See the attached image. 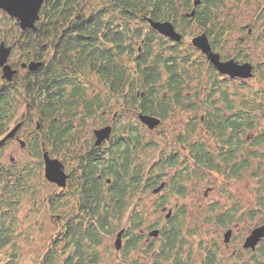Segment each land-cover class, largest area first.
Returning <instances> with one entry per match:
<instances>
[{"label": "trees", "instance_id": "1", "mask_svg": "<svg viewBox=\"0 0 264 264\" xmlns=\"http://www.w3.org/2000/svg\"><path fill=\"white\" fill-rule=\"evenodd\" d=\"M62 1L44 0L39 27L36 24L38 36L33 37V31H29V47L32 42L40 46L42 63L34 78L26 79V91H23L24 85L15 87L12 92L5 86L0 87V137L17 110V96L23 95L24 100L29 101V117L36 114L39 120V133L27 140V147L34 156L40 157V166L42 145L51 156L80 158L83 182L76 184L87 226L85 229L78 226L84 222L79 215H76V224L68 219L51 240L42 263L57 264L59 254L60 264H95L103 236L115 229L114 221L118 223L127 216L131 199L139 190L140 194L146 190L151 192L163 170L159 167L146 172L142 162L133 161L140 147L143 149L153 143L147 137V129L133 116L134 119L118 128L123 135H114L115 142L109 147L106 170L111 181L100 182L96 174L104 164L103 152L93 145L88 148L77 142L83 134L81 130L90 117L111 104L123 107L129 114L134 110L165 118L170 111L179 108L173 106V101L192 99L194 95H186L189 84L199 83L204 76L213 88H218V83L222 82L204 57L195 56L191 44L181 47V42L163 41L154 32L143 34L144 20L149 17L170 20L183 35L188 34L185 30L188 25L195 23L210 37L213 48L227 40L231 24L223 13L226 0H201L196 6L193 0H99L88 16L78 0ZM192 8L194 15L189 17ZM72 11L78 14V20ZM69 18L68 27L59 31ZM62 21L65 23L61 24ZM7 28L13 30L8 23L0 22V38L8 35ZM155 40L158 44L154 48ZM236 42V58L251 60L245 38ZM137 44H143L140 51ZM124 55L129 57L123 59ZM253 72L259 76V82H264V58L254 61ZM97 84L108 86L109 97ZM89 89H96L92 96L88 95ZM253 91V103L248 112L238 110L232 116L235 115L233 121L238 123L246 118L248 127L259 132L255 140H262L264 87ZM112 97L114 101L110 103ZM209 113L206 115L211 118ZM189 125V129H194V122ZM32 177L33 169L29 164L18 168L0 162V179L7 181L0 182V264H17V249L11 252L3 249L13 241L14 220L25 194L34 202L40 204L41 201L49 212L56 209L57 195L51 193L40 200ZM39 178L37 173L35 179ZM41 179L46 180L43 176ZM146 210L138 203L131 209L128 216L133 227L142 223ZM2 256L6 257L5 261Z\"/></svg>", "mask_w": 264, "mask_h": 264}, {"label": "flooded vegetation", "instance_id": "2", "mask_svg": "<svg viewBox=\"0 0 264 264\" xmlns=\"http://www.w3.org/2000/svg\"><path fill=\"white\" fill-rule=\"evenodd\" d=\"M78 1L87 16L91 13L93 6L96 5L92 0ZM98 1L99 0H97V2ZM238 1L240 0H235L236 3ZM43 2L38 11L39 17L35 21V28L27 27L23 30H21L17 19L0 7V20H6L9 27L13 28V30L7 28L5 31L8 35L0 38V43L4 42V45L10 48L6 63L9 64L12 69L16 70L12 79L7 80L2 76V67L0 66V87L5 86L10 92H12L15 87L22 85H24V87H22L25 92L26 79L29 77L34 78V75L40 71L41 64L34 70H30L27 65L32 60L42 63L40 59L42 55V51L39 49L40 46H36L32 42L33 46L31 44L29 47L28 37L30 30L33 31V37L34 35L38 36L36 24L38 26L40 21ZM200 2L198 4H200ZM240 4L252 7L251 13H253V21L256 22L259 20L257 23L264 24L263 0H244L241 1ZM193 5L196 6L194 1ZM72 13L75 14L74 16L76 20H78V14L74 11H72ZM258 16H260L259 19L257 18ZM144 21L143 34L154 32L160 36L163 41L175 42V40L150 26L147 20ZM4 23L5 22L2 21V24ZM63 23L65 22L62 21L61 24ZM69 23H71V18L66 21V26L60 27L59 31L63 32L64 29L68 27ZM174 27L178 32L181 31L175 25ZM198 29L200 30L198 34H206L202 29ZM242 30L243 29L240 28L239 32ZM260 31L261 36L258 40H263L264 28ZM180 33L183 37V32L181 31ZM246 33L244 37L239 36L238 40L242 41L243 38H245L250 46L249 42L253 41L251 37L254 36L253 29L249 27ZM206 36L211 44L210 37L207 34ZM59 37H61V34ZM142 41L143 40H141V42ZM181 41L182 39L178 42ZM157 44L158 42L155 40L153 47L155 48ZM142 45L137 44L136 48L138 51L142 49ZM191 45L195 48L192 43ZM212 49L220 54L221 60L234 58L239 62H251V60H240L236 58V56H226L218 47H212ZM203 56L204 59L211 64L205 54H203ZM262 56L264 58V53ZM122 57L125 59L129 56L124 55ZM24 63L26 65H23ZM251 63L254 64L253 62ZM211 66L215 69L218 79L222 82H225L227 79H248L230 77L227 74L220 73L212 64ZM204 78L206 84L193 82L188 85L189 87L193 85L190 91H186L187 96L194 95L192 99L188 102L184 101V99L176 102L173 101V106L179 108L170 111V114L165 118L150 114L160 118V123L153 129H149L145 124L139 121L137 113L140 111L131 110L133 113L132 117L135 115L134 117L143 124L147 129V137L153 142H149L151 143L149 147H144L143 149L140 147L138 154L134 155L133 161L137 163L142 162L146 172L151 169L156 171L159 167H162L163 174L159 183L151 189V194L148 190L140 194L139 190V193L135 196V200L131 199L132 204L128 213H130L131 209L137 203L142 208H147L145 219L143 216L142 223L137 227H133L127 213V216H125L126 221L124 220L123 222L122 219L118 221V223L114 221L116 226L115 229L112 230L110 234H105L103 236H112L115 233V242L118 232L123 229L119 249H116L114 244L116 259L102 261L100 255L95 264H264V139L255 140V136L259 132L258 130L248 127L246 118H243V121L241 119L238 123L233 121L235 115L232 116V114L236 113L238 110L248 112L247 110L250 109L253 99L248 103L247 100L236 98L237 93H235V89L231 93L232 89L229 90L226 85L221 86V82L218 83V88H213L207 81V76H204L202 79ZM98 88H100L101 92L106 97H109V94H107L108 86L101 84ZM95 90L96 89H89L88 95L92 96ZM197 90L198 93L196 95ZM211 90L215 91L211 93ZM120 95H123V93ZM112 99L113 97L109 99L110 103H113L114 99ZM15 105L17 106V110H19L20 106H24L22 117L14 124L20 123V127L16 131L14 137L7 139L0 145V151L11 141H17L20 144L22 140L21 130L30 126L33 121H35V131L27 132V134H29L28 138L39 133L37 126L40 125L36 114H33V117H29L28 114L29 101L26 99L24 100L23 95L22 97L17 96ZM187 105L189 106L185 107ZM179 111L186 114V116L183 117L184 121L179 126L180 128L173 127L172 129H165L163 123L167 122V120L173 122L177 121L175 120L176 115L173 114ZM108 112H111L110 108L102 109L99 116L104 117L106 114L109 115ZM122 112L126 111H124L123 107H119L117 110L115 109L112 111L110 120H103L104 124L102 126L110 124L112 130L110 137L104 139L100 145H94V133L90 136V140L87 141L86 145L80 142L84 147L87 146L90 148L91 145H93L95 149L98 148L103 152L104 164L96 174L97 180L100 182L108 183L111 181L107 173L108 171L106 170L110 158L109 147L115 142L114 135H123V132L118 130L119 127L114 125V122H116L119 117L122 118L120 115ZM208 112L212 114L211 118L206 115ZM231 119L232 121H228ZM193 122L194 129H189L191 128L189 124ZM12 127H8L0 139ZM158 128L162 129L158 131ZM115 129L118 131H114ZM161 135L164 137L169 136V141L166 140L164 145L167 150L165 152V148H161L159 150L160 154L148 164L149 158L147 152L151 149L158 148L155 138ZM24 141L25 145L23 147H26L27 139H24ZM20 147H22L21 144ZM80 155L82 156L83 153ZM70 158L74 161V164L73 167L69 169L66 168L64 158H59L63 162L64 170L68 175L66 184L60 186L56 183H52L59 189L57 193L55 192L57 195V206L59 204H68V202L64 203L67 200H74L71 205L69 216L65 215V208H63L61 213L55 216L56 221H61L64 215L66 216L60 230L66 225L70 218L73 219L76 224V215L84 218V222L78 225L80 228L85 229L88 223L87 217L84 216L83 205L80 202L81 195L80 193L78 194L79 186L76 184V182H83L82 163L80 158L76 155L68 159ZM10 162H14L12 156L10 157ZM254 172H260L258 177L260 182H257L255 199L253 200V198L246 197L244 192H239L240 194L237 196L235 189L236 182L251 178V174ZM164 175L166 176L165 179H163ZM0 182L7 181L0 179ZM199 183H202V187L198 189ZM243 183L246 187L248 186L247 183L251 184L249 190L251 194V191L253 192L252 182ZM154 189H157V191L154 192ZM163 191L164 194H161ZM189 191L192 195L198 192L201 196L197 200L196 211L190 210V207H187L188 205L184 202L181 204L178 202H175L173 205L170 204L171 196L184 197ZM212 192L216 193V196L210 199V194ZM145 193L148 195L149 199L151 198L152 200L154 199L153 197H159L160 195V197L154 201L152 208L150 204L146 206L144 202L145 197H143V195ZM126 198H129V196ZM240 199H244V202L249 204L243 210L240 209ZM152 210L159 214L164 213L162 224H158L157 221L147 220Z\"/></svg>", "mask_w": 264, "mask_h": 264}, {"label": "rangeland", "instance_id": "3", "mask_svg": "<svg viewBox=\"0 0 264 264\" xmlns=\"http://www.w3.org/2000/svg\"><path fill=\"white\" fill-rule=\"evenodd\" d=\"M94 4H97V0H92ZM194 1V0H193ZM227 1V7L224 9L223 13L226 16V20L228 24H231V30H230V35H227V40L221 43L218 46V49L226 56H235L237 53V50L235 49V42L238 40V37H244L245 34H247V30L249 27L253 29V37L251 39L253 40L252 42L250 41V46L247 43L248 47H250V53H251V62L254 63V61H260L263 59L262 54L264 53V39L263 40H258L261 34V29L264 28V24L262 25L257 20L256 22L253 21V13L252 7L249 6H244L243 4H240V0L237 3L235 0H226ZM264 1V0H263ZM236 3V4H235ZM190 17V15H189ZM4 21L7 23L6 20H0V22ZM147 26V25H146ZM240 28L243 30L239 32ZM180 29V28H179ZM178 29V30H179ZM187 33L184 34L182 37L181 41V47H186L190 45L192 42L193 36H196L200 30L196 26L195 23H191L190 27L188 25L187 27ZM180 31V30H179ZM181 32V31H180ZM237 43V42H236ZM195 56L199 58L204 57L203 54L200 52L199 48L195 46V51H194ZM201 56V57H200ZM254 65V64H253ZM259 76L253 74L251 78L245 79V80H230L227 79L225 82H221V86L226 85L227 88L231 90V93L235 89V93H237L236 98L239 99H244L247 100L248 103L252 101V95H254L255 91L254 89H258L259 87H264V82H259ZM204 79L200 80L199 83L201 84H206ZM100 84H97V87H99ZM193 87L190 86V88ZM91 91V90H90ZM190 91V90H189ZM113 100V99H112ZM112 103V102H111ZM120 107V106H119ZM115 105L111 104V106H107V108L111 109V112H108L109 115H104V117L99 116L101 114V111L97 113L95 117H90L89 121L85 126L83 127L82 135L79 136V141L77 142H83L84 145H86L87 141H89L90 136L93 135L92 130L94 128H98L99 126L101 127L104 122L103 120H110L111 113L117 108ZM24 113V106H20L19 110H17L12 117L10 118V121L8 123V127H12L19 118L22 117V114ZM122 118H118L116 122H114V125L116 127L121 128L122 125L126 124L128 121H131L134 119L132 117V114H129L128 112H122L121 114ZM173 115H176L175 122L167 120V122L163 123V126L165 129H172L173 127H179L181 123L184 121V118L186 114L184 112H177ZM135 116V115H134ZM137 121V120H136ZM139 122V121H138ZM167 125V126H166ZM7 127V128H8ZM180 128V127H179ZM178 128V129H179ZM162 128H158V131L161 130ZM29 131H35V121L28 126L25 127L21 130V138L22 140L24 139H30L28 138L29 134L27 132ZM35 134V133H34ZM150 135V134H149ZM155 135V134H154ZM154 138V137H151ZM156 141H157V149H151L147 152V156L149 158L148 164H150L160 153L159 150L161 148H165L166 152V147L165 141H169V136L164 137L163 135L161 136H156ZM42 151V148H41ZM13 157L14 162H10V157ZM59 158H63L60 156H55ZM42 160V157H41ZM66 168H71L73 167L74 161L70 159H64ZM0 162L4 165H12L16 167H22L25 164H29L31 168L33 169V182L36 186V194L38 192V196L41 198H45L48 194L57 193L59 190L54 184L48 182L47 180H42L41 177H44V172H43V162L42 165L40 166V157L34 156L32 154V151L29 147H20L19 142L11 141L9 142L6 146H4L1 151H0ZM36 167V169H35ZM37 173L40 175L39 179H35V176ZM260 172H257L255 175L253 173L251 174V178H248L246 180H242L241 182H236V192L237 196L240 194L239 192H244V195L246 197H250L253 200L255 199V191L257 189V182H260L259 180V174ZM166 176L164 175L163 179H165ZM243 182H252V187H253V192L251 191V194L249 192L251 188V184L247 183L248 186L246 187ZM202 187V183H199L198 189ZM249 188V189H248ZM248 189L247 191H245ZM150 193V192H149ZM151 194V193H150ZM164 194V191L161 193ZM216 193L212 192L210 194V199H213L212 197H215ZM145 197L144 202L146 203V206H149L152 208V205L154 201L160 197H153L154 199L152 200L151 198L149 199L148 195L145 193L143 195ZM200 194L197 192L195 195H192V193L189 191L187 195L184 197H177V196H171L170 197V204L173 205L175 202L178 203H186L190 207V210H197V200L200 198ZM135 200V198H134ZM22 205L20 207L19 212L17 213V217L14 220L13 228H14V235L12 237V243L6 246L3 250H8L12 251L14 248L17 249V254H18V260L17 264H43L42 263V257L44 253L47 251L46 249L49 248L51 244V240L54 238V235L60 230L62 227V224L64 223L66 216H69L70 214V209L71 205L74 202V200H67L64 203L68 204H59L56 209L53 212H49L46 208L45 205L40 201V204L38 202H34L32 199L29 198V194H25ZM240 209L243 210L247 205V202H244V199H240L239 202ZM63 208L66 209L64 218H62L61 221H56L55 216L63 211ZM164 218V213L159 214L157 212H154L152 210V213L150 216H148L147 220L148 221H157L158 224H162ZM125 218H123L124 222ZM126 221V220H125ZM207 225V224H205ZM114 238H115V233L112 236H105L103 237L102 243L99 246V250L101 251V258L102 261L108 260V259H116V253L114 249ZM14 244V245H13ZM99 255V256H100ZM59 258V259H58ZM57 264H60L61 256L58 254L57 255ZM2 260L5 261L6 257L2 256Z\"/></svg>", "mask_w": 264, "mask_h": 264}, {"label": "water", "instance_id": "4", "mask_svg": "<svg viewBox=\"0 0 264 264\" xmlns=\"http://www.w3.org/2000/svg\"><path fill=\"white\" fill-rule=\"evenodd\" d=\"M44 0H0V7H2L8 14L15 17L19 22L21 30L30 27L35 28V21L38 19V11L41 3ZM200 0H194V4H198ZM190 16L194 15V9L188 14ZM150 26L157 29L162 34L170 37L173 40L180 41L182 39V34L178 32L172 21L165 20H154L152 18H147ZM192 44L200 49V51L205 54L210 63L223 74H227L230 77L239 78H249L253 75V64L249 61L239 62L234 58L228 60H221L220 54L212 49L206 34L201 33L194 36L191 40ZM10 48L4 45V42L0 43V66L2 67V76L7 80L12 79L15 69H12L9 64L6 63ZM40 61H30L27 65L30 70L36 69ZM23 65H26L25 63ZM137 117L139 121L145 124L149 129L155 128L160 123V118L138 112ZM20 127V123L14 125L1 139L0 145H2L7 139L14 137L16 131ZM39 126H37L38 128ZM112 126L107 124L93 129L95 136L94 145H100L104 139L110 137ZM21 146L25 145V141H20ZM42 162H43V172L45 179L50 183H56L60 186L66 184L67 173L64 170L63 162L57 158L52 157L48 150L42 145ZM159 189V187H158ZM157 189H154V192ZM123 229L118 232L115 239V248L119 249L121 245V233Z\"/></svg>", "mask_w": 264, "mask_h": 264}]
</instances>
